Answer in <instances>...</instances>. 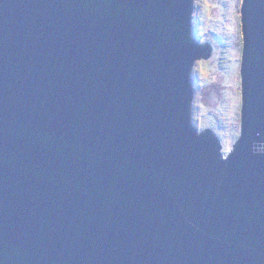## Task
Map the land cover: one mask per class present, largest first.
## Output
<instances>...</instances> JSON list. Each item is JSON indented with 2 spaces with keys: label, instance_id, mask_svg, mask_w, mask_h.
Returning <instances> with one entry per match:
<instances>
[{
  "label": "water",
  "instance_id": "obj_1",
  "mask_svg": "<svg viewBox=\"0 0 264 264\" xmlns=\"http://www.w3.org/2000/svg\"><path fill=\"white\" fill-rule=\"evenodd\" d=\"M192 10L0 0V264H264V154L251 149L264 142V0L241 6L244 134L223 195L200 160L217 134L197 139L187 120L189 67L212 55Z\"/></svg>",
  "mask_w": 264,
  "mask_h": 264
},
{
  "label": "rangeland",
  "instance_id": "obj_2",
  "mask_svg": "<svg viewBox=\"0 0 264 264\" xmlns=\"http://www.w3.org/2000/svg\"><path fill=\"white\" fill-rule=\"evenodd\" d=\"M217 7L210 13L213 20L198 18L197 27L207 28L201 36L212 48V55L205 61L209 64L211 87L218 93V100L208 109L202 119L207 120L217 135L223 133L222 139L234 131L232 122L237 100L241 96V60L243 50V31L241 23L240 0H213ZM204 16L201 10V17ZM198 42L199 36L195 38ZM205 44V43H204ZM241 114V113H240Z\"/></svg>",
  "mask_w": 264,
  "mask_h": 264
},
{
  "label": "clouds",
  "instance_id": "obj_3",
  "mask_svg": "<svg viewBox=\"0 0 264 264\" xmlns=\"http://www.w3.org/2000/svg\"><path fill=\"white\" fill-rule=\"evenodd\" d=\"M230 2V0H226ZM243 4V0H240ZM193 10L191 12V36L195 39L199 36V44L206 43L201 39V36L207 31V28L200 29L197 27L198 18L207 20H213L214 17L210 15L212 10L217 7V4L213 0H192ZM245 9V8H244ZM243 9V12H244ZM201 10L204 16L201 17ZM245 16V12H244ZM211 61H205L199 56L194 58L189 67V77L192 80L191 89L192 94L189 100L187 120L189 127L193 130V133L197 139H205L211 133V126L207 120L202 119V116L207 114L208 109L214 106L218 100V93L211 87V77L209 64ZM235 112L232 117V122L236 125L234 131L227 134L226 139H222L223 133L216 136V146L211 152H201L200 160L205 175L216 174L218 183L215 191L218 195H223V189L225 184V178L229 175V168L227 162L236 153L239 142L243 138L244 134V115L241 113L240 102L237 100V104L234 106ZM256 135L259 137L260 132ZM251 149L256 154H264V142H255L252 144ZM221 164L222 169H221ZM222 171V175L219 173Z\"/></svg>",
  "mask_w": 264,
  "mask_h": 264
}]
</instances>
